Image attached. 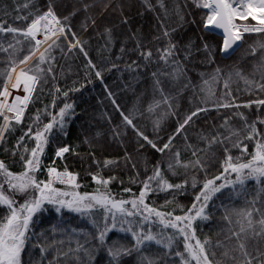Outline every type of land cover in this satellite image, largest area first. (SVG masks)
Returning a JSON list of instances; mask_svg holds the SVG:
<instances>
[{"label": "trees", "instance_id": "1", "mask_svg": "<svg viewBox=\"0 0 264 264\" xmlns=\"http://www.w3.org/2000/svg\"><path fill=\"white\" fill-rule=\"evenodd\" d=\"M107 2L111 0H0V25L23 31L36 15H42L51 6L61 23L67 26ZM207 12L206 9L198 8L193 0H127L95 23L76 31L89 61L101 73L102 82L115 104L122 110L123 117L132 119L131 126L155 143L156 148H162L168 143L169 138L176 135L185 117L197 108H214L217 103L226 102L241 105L264 99V91L258 87L264 84V47H260L264 44V33H245L238 51L226 59L221 50L223 39L205 29ZM247 23L253 24L250 20ZM107 30H110V35ZM165 31L169 36L164 35ZM19 39H23V36L0 33V91L3 90L6 72L11 70L13 62L19 67L22 65L20 61L29 56L16 43L15 40ZM169 39L177 45L173 59H177L183 69V74L178 79L171 75L175 65H166L159 59L158 49L166 48ZM204 44L209 45L211 55L204 50ZM147 51L153 54L150 60H145L141 55V52ZM82 55L66 37L57 39L56 44L45 53L46 62L41 67L47 69L50 66L52 71L46 73L36 85L23 123L15 125V131L7 132L5 140L0 143V161L11 172L19 174L24 170L21 160L23 146L26 144L30 149L35 145L34 141L25 137L20 148H16L19 138L27 131L28 125L33 123V118L37 113L40 114L42 128L65 103L71 104L72 108L65 117L64 131L53 129L41 161L44 165L53 162L58 171L63 172L66 168L77 174V183L81 187L75 190L80 193H93L99 186L92 177L98 175L104 179L115 177L107 188L117 200L131 199L133 193L139 195L142 187L140 181L152 175L153 169L159 166L172 184L187 179V190L183 195L174 190L152 193L148 196L147 203L164 212L171 211L177 204L187 211L193 203L195 193L202 187L205 173L199 169L181 167L176 168L177 174L173 175L168 171V164L174 163L175 153H179V159L184 163L197 157L202 158L207 165L208 178L223 171L225 148L229 149L233 157H237L242 155L241 150L246 145L247 153H243V161L250 159L255 140L245 139L247 132L244 130V121L235 114L243 113L251 123L258 117L264 118V105L259 108L255 105L251 108L229 107L199 112L172 141L170 148L157 154L151 144L125 124ZM38 57L39 55L24 69L34 67L38 63ZM216 69L221 70L222 79L212 81ZM237 71L253 83L248 84L245 79L236 76ZM229 73H232V79L226 89L224 79ZM205 80L209 81L208 85L204 84ZM202 88L213 89L214 96L208 98V92L202 91ZM65 92L68 93L67 96H64ZM225 92H230V95L224 96ZM165 98L167 103L164 102ZM53 102L55 107H52ZM228 118H231L229 126L239 135L232 136L231 142L225 141L209 147L208 140L212 137L217 134L221 137L229 135L221 127ZM256 126L264 134V124L257 123ZM236 140L242 143L239 147H232V142ZM65 146L70 151L63 158H56L58 149ZM193 151L197 152V156H193ZM13 152L16 154L13 155ZM106 161L111 163L106 166ZM43 170L42 165L36 173L37 179L44 178ZM193 176L199 181L195 189L191 187ZM228 178L235 180V174ZM133 179L137 182L133 183ZM221 182L217 181V184ZM125 188H131L132 192H124ZM4 190L6 194L13 195L7 185ZM173 195L175 201L166 204L167 200L173 199ZM26 198V195H14L17 206L24 203ZM248 211L252 212L254 222L264 213V181L257 183L255 180H248L243 188L240 185L235 188L225 187L208 201L205 209L208 219H197L193 228L196 239L201 242L209 241L206 249L210 259L211 253L215 252V259L221 260L226 248L236 246L237 239L232 233L239 232L240 224L237 221H242L243 213ZM174 214L183 215L184 212L177 208ZM6 215L7 208L0 206V220ZM226 217L230 218L231 223ZM91 219H95L99 227L103 228V209L94 212L89 218L67 209L57 213L52 205L45 204L43 210L33 217L30 239L21 254L22 264H147V260H152L155 264H182L176 252H184L183 237L178 238V243L171 251L162 249L155 243L136 251L131 234L120 231L119 223L116 229L107 234L105 244L101 245L92 235H88V243L85 245L89 249L88 253L69 252V248L76 247L77 238L83 243L84 234L97 233ZM59 223L78 230L72 234L71 243L64 234L51 231L52 226ZM108 223L110 226L111 221ZM158 230L159 226L153 225V231ZM166 231L168 234L172 233L171 229ZM41 233L44 234L43 237ZM53 240L65 242L49 246ZM190 242L195 244V240ZM244 242L249 251H253L255 247L264 250V239H246ZM217 244L224 247L218 248ZM109 246L129 251L122 254L118 261H114L108 252ZM41 248L45 250L41 251ZM191 264H195V261ZM225 264L233 262L225 258Z\"/></svg>", "mask_w": 264, "mask_h": 264}, {"label": "snow or ice", "instance_id": "2", "mask_svg": "<svg viewBox=\"0 0 264 264\" xmlns=\"http://www.w3.org/2000/svg\"><path fill=\"white\" fill-rule=\"evenodd\" d=\"M198 8L208 10L206 19L204 21L205 29H222L223 30V46L222 51L228 52L237 41L241 40L242 33L244 32H258L264 33V0H193ZM27 7V5H25ZM249 17L253 21H256L259 26H247L238 25L235 21L237 19L247 20ZM26 19V17H25ZM67 19V18H65ZM43 22V24H42ZM43 28L45 32L46 40L52 39V37L59 38L60 34L65 33V27L61 24L60 19L55 15L52 7L49 6L48 10L42 15H36L31 24L26 30H19L14 27H7L0 25V33L8 32L13 34H19L24 37L25 40H35L36 32ZM109 35H110V30ZM74 35V34H73ZM165 36H169L167 31L164 32ZM21 41L17 40V43ZM80 42L77 41L72 47H76ZM56 44V40H52L51 43L45 47L43 52H40L38 57V63L34 67H28L27 70L21 69L16 75L15 81L12 82V73L16 72L18 65L13 62L11 70L6 72L7 79L4 82L3 90L0 91V118L3 123H0V142L5 140V134L10 131H15V125H20L24 120V113L28 107L29 102L32 99V93L36 89V85L44 78L46 73L52 71L49 66L47 69L42 68L46 62L45 53L49 51ZM204 50L211 55L209 45L204 44ZM264 47V44L260 45ZM40 41L36 40L35 46L32 48V55L24 57L20 61L21 64H26L35 56L36 52H39ZM177 45L170 39L168 40L167 47L160 50L159 59L164 61L166 65H175L171 75L174 78H179L183 74L182 66L177 59H173L176 54ZM83 50V49H81ZM123 51V49H122ZM141 55L145 60H150L152 52H141ZM91 65V61H89ZM135 64V61L133 62ZM93 68L94 65H91ZM131 67V65L129 66ZM220 69H216L212 75V81H218L222 79L220 76ZM33 73V74H29ZM156 75L155 73L153 74ZM236 76L245 79L248 84L253 83L248 81L247 78L241 76V73L237 71ZM96 76L100 77L101 73L96 72ZM264 78V77H262ZM232 79V73H229L227 78L224 79V87L229 88V82ZM21 83H23V91L25 95L23 97L17 95L11 102L9 97L12 90H19ZM159 84V81L156 82ZM205 85L209 84V81H204ZM261 91H264V84L258 86ZM78 90V89H77ZM59 91V89H57ZM202 91L208 92V98L214 96V90L211 88L203 89ZM68 93L65 92L64 96ZM224 96L230 95V92H225ZM167 103V98L164 100ZM206 102V101H205ZM252 103L259 108L264 105V99H257L252 101L244 107L251 108ZM159 102H157V105ZM52 107H55L53 102ZM217 108H229L237 107L230 102L217 103ZM72 108L71 104L65 103L56 115H52L51 120L48 123H44L43 127H40L42 123L40 114L33 118V123L28 125L27 131L24 132L16 145L19 149L23 144L25 137L35 142L34 147L30 148L25 144L23 146V152H21V160L24 163V170L15 174L11 172L3 161H0V206L7 208V215L0 220V264H22L21 254L25 249L26 243L30 239V226L33 223V217L43 210L45 204L52 205L57 213H60L62 209H67L70 212L80 214L81 216H87L91 218L94 212L103 209L104 226L100 228L95 219H91V223L97 228L96 234H84L85 239L83 243L80 239H76V247L69 248V252L79 253L81 251L88 253L89 249L85 247L88 243L87 236L92 235V238L98 240L101 245L105 244L107 234L117 228L119 223L120 231L128 232L134 241L136 251H140L148 244L155 243L162 249H168L171 251L178 243V238L183 237L184 252H176V255L181 258L182 264H191L195 261V264H225V258L231 260L233 264H264V250L260 247H255L253 251H249L246 243V239H264V213H261V218L258 221H253L252 212L248 211L243 213V220H238L240 224L239 232H233L232 235L236 237L237 244L232 249H225L222 253V259H215V252L211 253L212 258L209 257V252L206 249V245L209 241L205 240L201 242L196 239L195 229L193 223L197 219L207 220L208 216L205 214L208 201L212 197L221 192L225 187H233L240 185L241 188L248 180H255L257 183L264 181V134H261L257 129V123L264 124V118L258 117L257 120L248 122L247 117L243 113H236L241 120L244 121V130L247 132L245 139L255 140L254 151L250 154V159L246 162L243 161V153H247V146L242 148V155L233 157L230 154L228 148H225V158L222 162L223 171L212 178L207 176L206 162L197 157L193 161L187 163L182 162L179 159V153H175V161L168 164V171L176 175V168H194L199 169L205 173V179L202 182V187L199 192L195 193L194 200L190 208L187 211L184 210L182 205L177 204L171 211L164 212L160 209L151 206L147 203V198L152 193L167 192L174 190L175 193L181 195L186 193L189 181L185 179L181 183L172 184L165 177L164 173L160 170L159 166L153 169L152 175L148 176L145 180L140 181L142 187L139 195L133 193V198L125 200H117L114 195L111 194L107 186L111 183L115 177L104 179L98 175H93L92 179L99 186L93 193H80L75 189L81 187L77 183V174L68 171L66 168L63 172L58 171L54 167L47 169L48 178L46 180L37 179L36 173L40 170L41 156L44 153L45 147L49 142V137L53 134V129L59 132L64 131L65 117L69 114V110ZM152 108H149L151 111ZM207 111L206 108H197L190 115L186 116L183 123L179 125L177 132L184 128L194 116H197L199 112ZM229 119H225L224 127L229 135L221 137L219 134L208 140V145L211 147L213 144H223L225 141H232V136H238L239 133L231 129L229 126ZM124 120L127 124L132 125V119L128 116H124ZM14 122V123H13ZM35 128V131H33ZM143 136V133H138ZM257 137H259L257 139ZM153 148H156V144L148 139L147 136H143ZM207 139V138H205ZM172 138H169L168 143H165L162 148H157V151L164 152L170 148ZM242 141L236 140L232 142V147H239ZM69 147H61L58 149L57 157H63L64 153L69 152ZM16 153L13 152V155ZM27 154V159H25ZM193 156H197V152L193 151ZM111 163L106 161L105 165ZM235 174V180L229 179L228 176ZM217 181H222L217 184ZM133 183L137 182L135 179ZM199 181L195 176L191 178V187L195 189ZM56 184L65 185L66 188L74 189L68 191L55 187ZM7 185L8 190L13 194H6L4 187ZM103 188V191H101ZM124 192H132L131 188H125ZM15 194L26 195L24 203L17 206V201L14 199ZM175 201V195L172 200H167L166 204H171ZM130 206V207H128ZM163 207V206H162ZM179 208L183 215H175L176 209ZM258 211V210H257ZM229 223H231L230 218ZM111 221L109 226L108 221ZM246 221V224H245ZM127 225V227H124ZM153 225L159 226L158 231H153ZM167 229H171L172 233L168 234ZM51 231L53 233L64 234L69 243L73 240V235L77 233L76 228L69 229L63 223L53 225ZM250 234V235H248ZM43 233L41 236L43 237ZM243 237V238H242ZM231 239V237H229ZM195 240L193 245L190 241ZM64 240H53L51 245L63 244ZM216 247H224L222 244H217ZM41 248V251H44ZM129 250L122 247L109 246L108 252L114 261H118L119 257L127 253ZM238 253V255H236ZM254 253V254H253ZM65 256L68 253H63ZM147 264H155L152 260H147Z\"/></svg>", "mask_w": 264, "mask_h": 264}, {"label": "rangeland", "instance_id": "3", "mask_svg": "<svg viewBox=\"0 0 264 264\" xmlns=\"http://www.w3.org/2000/svg\"><path fill=\"white\" fill-rule=\"evenodd\" d=\"M127 0H111V2H107L106 4H104V5H102V6H100V7H98V8H96L95 10H93V11H91V12H89V13H87V14H85V15H83V16H81V17H79L78 18V20L76 19V20H74L73 22H71L70 24H68L67 26H65V25H63L64 27H65V33L64 34H62L61 36L62 37H66V38H68L69 39V41L72 43V45L73 44H76V42L77 41H79L80 43L76 46V47H73V48H76V49H78L79 50V52L81 53V54H83L82 56L84 57V59L89 63V59H88V57H87V55H86V53H85V50H84V48H83V46H82V44L83 43H81V39L77 36V30H79L80 28H82V27H85V26H87V25H89V24H92V23H95V21H97L100 17H102L105 13H109L110 11H112L113 9H115V8H117V7H119V6H121L122 4H124L125 2H126ZM208 11V10H207ZM249 20L250 21H252L253 22V24L252 23H247V22H249ZM238 25H247V26H259L258 24H257V22L256 21H253L252 19H251V17H249L247 20H240V19H237L236 21H235ZM27 29V28H26ZM25 29V30H26ZM245 33H251V32H244V33H242V38H241V40L243 39V35L245 34ZM74 34V35H73ZM39 36H36L35 37V40H31V41H28V40H25L24 39V37H23V39H19V41H21L20 43H17V40H15L16 41V43L20 46V48L21 49H23L29 56L30 55H32V48L35 46V43H36V40H37V38H38ZM61 38V37H60ZM243 41V40H242ZM49 43H51V41L49 42ZM45 49V48H44ZM81 49H83V50H81ZM42 51H44L43 49H39V52H36V54H35V56H32V59L30 60V61H28L26 64H22L21 66H19L18 68H16V72H14V73H12V82H14L15 81V78H16V75L19 73V71L23 68H25L29 63H31V61L34 59V58H36L39 54H40V52H42ZM90 65V64H89ZM92 65V64H91ZM90 65V68H91V71H92V73L94 74V76H96V70L92 67ZM98 81H99V83L101 84V86L102 87H104L103 89H104V91L107 93V95L110 97V100H111V102L113 103V105H114V107H115V109H116V111L118 112V114L120 115V117L122 118V120L123 121H125L124 120V117H123V114H122V110H120L119 108H118V106L115 104V102L113 101V99L111 98V96H110V94L108 93V91H107V88H106V86H105V84L102 82V79H101V77H95ZM23 88V83H21V86H20V89L19 90H21ZM9 90L11 91V96L9 97V101H10V99L12 98V95H15V96H17V95H19V94H17L18 93V91L19 90H12L11 89V87L9 88ZM14 96V97H15ZM248 104V103H247ZM244 105H246V104H241V105H239L240 107H244ZM256 104L255 103H252V105L251 106H255ZM219 109H225V108H223V107H220V108H217V107H214V108H208L207 109V111H210V110H219ZM201 112H203V111H201ZM125 124L126 125H128L129 127H132L131 125H129V124H127V122L125 121ZM188 125V124H187ZM186 126V125H185ZM184 126V127H185ZM184 129V128H183ZM183 129H181L179 132H176V135H174L173 137H172V140H171V143H172V141L183 131ZM145 141V140H144ZM1 143V142H0ZM151 146V145H150ZM153 148V147H152ZM153 149H155L156 151H157V148H153ZM163 152H159V151H157V154H162ZM67 153H64L63 154V157L66 155ZM56 157H57V155H56ZM63 157H57V158H63ZM43 165V163H41V166ZM43 171H45V170H43ZM44 178L42 179V180H46L47 178H48V176H47V171H45L44 172V176H43ZM56 187V186H55ZM57 188H60V189H64L65 190V188H66V186L65 185H59L58 184V187Z\"/></svg>", "mask_w": 264, "mask_h": 264}, {"label": "built area", "instance_id": "4", "mask_svg": "<svg viewBox=\"0 0 264 264\" xmlns=\"http://www.w3.org/2000/svg\"><path fill=\"white\" fill-rule=\"evenodd\" d=\"M42 24H43V22H42ZM61 24H62V23H61ZM62 25H63V24H62ZM61 35H62V34L59 35V38L62 37ZM36 36H39V37L42 36V37L45 39V41H44V40H41V41H43V42H40V48L43 49V50H44L45 47H47V45L49 44L50 41L52 42V40H57V39H59V38H57V37L54 36V37H52V39H50V40H46V38H45V32L43 31V28H41L40 31L36 32L35 37H36ZM39 41H40V40H39ZM9 88H10V86H9ZM17 94H19V96L23 97V96L25 95V93H24V91H23V88H22L21 90H19ZM14 96H15V95H12V98L10 99L9 102H11V100L14 98ZM24 114H25V113H24ZM24 117H25V116H24ZM1 120H2V118H1ZM2 123H3V121H2ZM13 123H14V122H13ZM56 158H57V157H56ZM43 167H44V170L47 171V169H48L49 167H54V163L52 162V163H48V164H46V165L43 164ZM54 168H55V167H54ZM47 176H48V173H47ZM59 185H61V184H59ZM55 186H58V184H56Z\"/></svg>", "mask_w": 264, "mask_h": 264}, {"label": "water", "instance_id": "5", "mask_svg": "<svg viewBox=\"0 0 264 264\" xmlns=\"http://www.w3.org/2000/svg\"><path fill=\"white\" fill-rule=\"evenodd\" d=\"M106 14V13H105ZM104 14V15H105ZM103 15V16H104ZM101 18V17H100ZM99 18V19H100ZM206 31H208V32H210V33H213V34H215L216 36H218V37H220V38H222L223 39V30L222 29H215V28H212V29H210V30H208V29H206ZM241 42H242V40H239V41H237L236 42V44L233 46V48L232 49H230L228 52H223L222 51V55H223V57L224 58H229V57H231L236 51H238V49H239V47H240V45H241ZM133 128V127H132ZM135 130V129H134ZM138 134V133H137ZM148 143V142H147Z\"/></svg>", "mask_w": 264, "mask_h": 264}, {"label": "bare ground", "instance_id": "6", "mask_svg": "<svg viewBox=\"0 0 264 264\" xmlns=\"http://www.w3.org/2000/svg\"><path fill=\"white\" fill-rule=\"evenodd\" d=\"M37 40L39 41L40 40V42H43V41H41V40H44L45 41V39L42 37V36H40V37H38L37 38ZM134 129V128H133ZM137 133H140L139 131H137V130H135ZM141 136V135H140ZM141 138H143V136H141ZM144 139V138H143Z\"/></svg>", "mask_w": 264, "mask_h": 264}]
</instances>
